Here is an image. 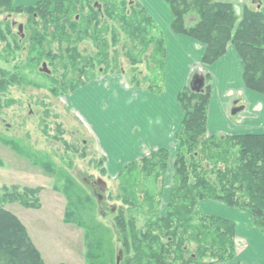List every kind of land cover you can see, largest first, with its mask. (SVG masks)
Listing matches in <instances>:
<instances>
[{"label":"rangeland","instance_id":"obj_1","mask_svg":"<svg viewBox=\"0 0 264 264\" xmlns=\"http://www.w3.org/2000/svg\"><path fill=\"white\" fill-rule=\"evenodd\" d=\"M86 1L78 3L70 17L75 21L84 16L89 37L55 35L52 40V27L46 31L36 13L32 17L26 12L0 14V90H4L0 93V148L16 152L19 159L16 162L0 156V205L36 224L61 213V203L64 221L81 230L82 264H116L120 252L122 264H134L136 239L154 249L160 240L152 237L160 236L163 244L172 241L161 230L169 210L176 155L170 157L168 150L164 174L145 175L141 166L123 171L125 165L112 175L108 155L70 99L95 81L106 86L125 85L128 92L130 88L135 90L132 93L138 88L162 93L165 35L144 0ZM222 1L233 4L240 16L246 6L262 10L260 3L264 6V0ZM118 14L130 18L127 24L122 26ZM6 21L12 33L4 27ZM33 32H39L42 38L36 36L33 40ZM229 46L235 48L232 43ZM82 62L89 63L90 69L77 67ZM252 102L243 99L239 104ZM256 111L249 116H256ZM245 114L238 115V119L243 120ZM176 141L178 147L177 134ZM45 191H55L58 196L51 200L52 195L47 194L43 204ZM53 198H59L58 205ZM54 218L52 215L55 223L58 220ZM68 234L77 237L74 231ZM55 238L54 254L64 256L74 248L63 231ZM177 239L184 241L178 235L176 244H170L174 250L171 260L178 258ZM238 240L242 246L244 241ZM183 245L189 253H195V243L184 241Z\"/></svg>","mask_w":264,"mask_h":264},{"label":"trees","instance_id":"obj_2","mask_svg":"<svg viewBox=\"0 0 264 264\" xmlns=\"http://www.w3.org/2000/svg\"><path fill=\"white\" fill-rule=\"evenodd\" d=\"M14 1L0 0V14L26 12L32 17L36 13L46 31L48 26L52 27V40L55 35L89 37L84 16L75 21H71L70 17V12L78 9V3L84 4L88 2L86 0H40L30 6H16ZM164 1L174 16V32L207 44L202 58L204 64L210 65L218 61L232 43L241 57L246 85L254 91L264 93L262 9L246 6L240 16L233 4L222 0ZM148 14L152 20L153 17ZM118 19L122 26L130 20L125 14H118ZM35 20L36 18L33 21ZM4 25L8 33H12L10 23L6 21ZM1 27L2 24L0 39L3 36ZM36 36L42 38L39 32H33L32 39H36ZM162 44L165 59L164 38ZM75 51L78 52L77 48ZM90 66L86 62L77 64L82 70H89ZM203 77L205 83L201 91L197 92L191 86H186L178 95L185 116L177 133L179 145L175 157V176L169 210L162 219L164 228L161 230V234L172 241L163 244L160 236L152 237L160 240L157 249H154L147 242L143 246V240L136 239L134 264H234L233 260L244 247V244L238 245L240 241L236 225L228 219L202 213L198 209V203L205 199L249 212L258 228L264 231V133L209 136L207 123L212 85L210 75ZM1 92L4 90L1 89ZM167 158L168 149L161 148L127 164L123 171L141 166V172L145 175L150 176L156 172L164 174ZM178 235L184 241L195 243L196 251L189 253V249L183 245L184 241L180 243L177 239L180 244L177 248L178 258L171 260L174 253L171 246L176 244ZM0 264H46L26 226L2 205Z\"/></svg>","mask_w":264,"mask_h":264},{"label":"crops","instance_id":"obj_3","mask_svg":"<svg viewBox=\"0 0 264 264\" xmlns=\"http://www.w3.org/2000/svg\"><path fill=\"white\" fill-rule=\"evenodd\" d=\"M38 1L40 0H15V4L27 6ZM144 2L165 35L163 92L157 94L145 88H138L132 93L135 90L130 88L128 92L125 85L106 86L95 81L72 94L70 99L72 107L84 119L108 155L110 173L116 175L128 163L161 148L168 149L170 157H175L178 149L176 134L185 116L178 95L191 83L195 75H203L200 73L209 74L212 83L207 123L209 136L264 133V95L246 85L242 60L236 49L229 46L226 54L218 61L210 65L204 64L202 58L207 47L198 40L174 32L172 28L174 18L167 5L162 0ZM260 5L264 11L263 3ZM243 99L255 103L239 104ZM256 109V116H249L253 114L251 111ZM244 113L245 118L238 119V115ZM0 156L5 160L9 157L10 161L19 160L17 153L11 152L10 149L0 148ZM54 192L42 193L43 204L47 194L52 195L51 200L57 195ZM168 199L169 194L166 196V202ZM53 200L58 205L59 198ZM59 204L61 213L51 214L42 223L40 220L36 224L28 222L19 214L13 213L26 226L46 264H82L83 246L81 239L79 240L81 230L64 221V206ZM198 209L202 213L219 216L235 223L237 236L244 241V247L234 259V264H264V231L258 228L252 214L211 199L200 201ZM52 215H55L54 220H58L55 223L52 222ZM61 231L74 246L64 256L54 254L53 250L56 249L52 248V244L55 247L58 241L55 235ZM73 231L76 238L68 234Z\"/></svg>","mask_w":264,"mask_h":264},{"label":"water","instance_id":"obj_4","mask_svg":"<svg viewBox=\"0 0 264 264\" xmlns=\"http://www.w3.org/2000/svg\"><path fill=\"white\" fill-rule=\"evenodd\" d=\"M20 30H22V27H20ZM204 77L203 75H195L190 83L191 88L194 91H201L203 86H204ZM121 260H122V255L121 252L118 254L117 259H116V264H121Z\"/></svg>","mask_w":264,"mask_h":264},{"label":"flooded vegetation","instance_id":"obj_5","mask_svg":"<svg viewBox=\"0 0 264 264\" xmlns=\"http://www.w3.org/2000/svg\"><path fill=\"white\" fill-rule=\"evenodd\" d=\"M261 4V3H260Z\"/></svg>","mask_w":264,"mask_h":264}]
</instances>
